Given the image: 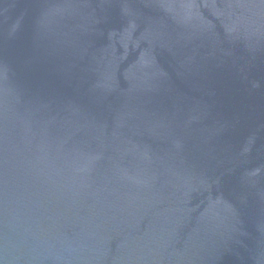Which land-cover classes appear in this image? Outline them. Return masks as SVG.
<instances>
[{"label":"water","instance_id":"95a60500","mask_svg":"<svg viewBox=\"0 0 264 264\" xmlns=\"http://www.w3.org/2000/svg\"><path fill=\"white\" fill-rule=\"evenodd\" d=\"M0 264H264V0H0Z\"/></svg>","mask_w":264,"mask_h":264}]
</instances>
